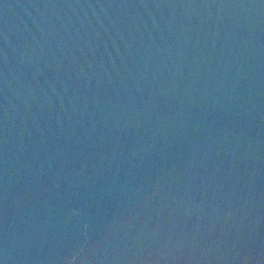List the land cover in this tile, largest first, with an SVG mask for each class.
Listing matches in <instances>:
<instances>
[{
	"label": "water",
	"instance_id": "water-1",
	"mask_svg": "<svg viewBox=\"0 0 264 264\" xmlns=\"http://www.w3.org/2000/svg\"><path fill=\"white\" fill-rule=\"evenodd\" d=\"M0 264H264V0H0Z\"/></svg>",
	"mask_w": 264,
	"mask_h": 264
}]
</instances>
